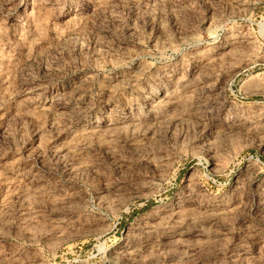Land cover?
<instances>
[{
  "label": "rangeland",
  "instance_id": "1",
  "mask_svg": "<svg viewBox=\"0 0 264 264\" xmlns=\"http://www.w3.org/2000/svg\"><path fill=\"white\" fill-rule=\"evenodd\" d=\"M0 264H264V0H0Z\"/></svg>",
  "mask_w": 264,
  "mask_h": 264
}]
</instances>
